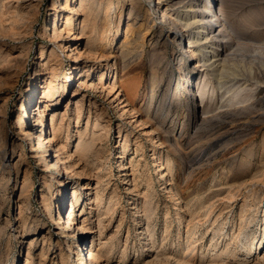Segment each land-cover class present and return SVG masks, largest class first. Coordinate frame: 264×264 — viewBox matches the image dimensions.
<instances>
[{
    "label": "rangeland",
    "instance_id": "374dc122",
    "mask_svg": "<svg viewBox=\"0 0 264 264\" xmlns=\"http://www.w3.org/2000/svg\"><path fill=\"white\" fill-rule=\"evenodd\" d=\"M107 1L97 0L100 9L96 18H89L90 33L78 41L67 32L58 38L52 33L55 15L60 29L65 28L71 13L63 10L66 0H0V5L6 4V17L0 19V264H85L92 252H100L97 264H264V93L256 99L250 92L264 87V0L212 4L218 15L224 8L218 29L232 41L235 58L242 63L241 80L251 87L244 92L247 103L236 99L224 109H219L218 95L207 96L206 102L215 100V112L207 117L201 116V99L198 105L192 98L201 80L188 79L181 63L188 43L169 38V24L149 0H139L132 13L131 0H120L115 14L107 13ZM74 3L78 9L77 0H70V8ZM71 15L72 32L78 34L84 14ZM137 17L151 26L149 34L138 36L137 26L126 33L128 19L132 23ZM65 41L80 42L86 55L79 60L86 67L83 73L74 67L71 48H63ZM108 66L113 70L100 88L99 71ZM86 70L89 87L82 86ZM52 76H72L67 95L53 101L41 116L49 135L52 114L61 123L54 147L66 146L63 157L75 152L78 116L81 130L90 118L91 131L99 117L110 125L109 135L97 146L104 153L101 166L95 165V155L77 162L79 175L68 179L62 210L58 172L47 167L48 156H56L57 149L40 148L36 136L24 131L31 125L41 128L38 117L47 100L44 82ZM116 77L118 86L134 94L139 114L121 116L113 101L117 94L108 93ZM154 78L158 85L153 101ZM152 101L156 121L136 126L133 119L146 120L145 107ZM219 110L229 113L211 119ZM166 159L169 171L162 169ZM97 187L102 197L98 203ZM74 188L81 199L73 227L85 231L68 236L59 229V220L69 217Z\"/></svg>",
    "mask_w": 264,
    "mask_h": 264
},
{
    "label": "bare ground",
    "instance_id": "6f19581e",
    "mask_svg": "<svg viewBox=\"0 0 264 264\" xmlns=\"http://www.w3.org/2000/svg\"><path fill=\"white\" fill-rule=\"evenodd\" d=\"M77 1H79L78 9H77V6H75V3H74V7L70 8V5H69L70 0H66L65 6L64 7L62 6L63 10L66 9V10H70V12H71L69 15L66 16V21L64 22V25H65L64 29H60L59 25L57 24V16L55 15L54 25H53V29H52V33L54 35V38L61 37L63 32H67L68 36H70V35L73 36L74 35L73 39H76L78 41L81 40L84 36H87V33L89 32V28H90V24H89L90 19L89 18H91L92 16L94 18H96L94 15H96L95 12L97 13L98 8H99L98 7V2H97V0H77ZM138 1L139 0H131V2H132L131 13H132V11L135 10L136 4L138 3ZM149 1H150V3L153 4V9L152 10L160 12V14L162 15V18L160 17V19L165 21V23L169 24V26H170L169 28H171V31L169 32L170 33L169 34V38L170 37L173 38V41L175 43L176 42L180 43V44H183V43L185 44V42L188 43L187 44L188 48L185 45H184V47L182 46L184 51H185V53H184V55L182 57L181 63H182V65H185L184 71H185L186 77L188 79H193V78H196L197 76H199V80H201L199 83H197L196 88H194V90H192L194 92L192 98L194 99V101L196 100L198 105H199V99H201V101H200L201 103L200 104H202V109H203V112H202L201 116L202 115L206 116V114L208 115L210 113L215 112V110H212V108H211V105H213L215 100L214 99L209 100V98H208V102L205 101L206 97L210 96V94H213V96H215V95L217 96L218 95V97H220L221 101H220L219 104L221 105V107L219 109H221V108L224 109V108H226L228 106L233 105V103H234V101L236 99H240V101H241L240 103H243V104L247 103V101L249 100V98H247L248 97V95H247L248 93H244V92L251 86L248 85V82H249L248 80H241V77H243L242 73L240 72V69H242V67H241L242 63L240 61L239 62L241 64L238 63L237 59L235 58V54H234L235 49H233V45L230 43L232 41H230V42L226 41V39H228V37L226 38V37L222 36L221 35L222 31H219V29H218L219 28L218 27V23L222 22L220 17H223L222 19H224L225 16H226L225 15L226 13L223 12L224 8L223 9L220 8V10H219L220 15H218V13L213 11V8H212V4H213V2L214 3L217 2L216 0H211L209 2L208 1H203V0H149ZM2 3H4V2H2ZM57 3L55 2V4H54V7H55L54 10L57 9L56 8L57 7L56 6ZM121 4L122 3H121L120 0H118L116 3L113 0H108L106 2V6H107V9H108L107 13L111 12V13L115 14L117 12V10H119V6ZM5 5H3V4L0 5V19L1 18L3 19L4 16H5V12H6V11H4ZM137 5H139V4H137ZM101 10H100V12H101ZM123 11H124V9H123ZM150 11H151L150 9H147V13L149 15L148 16L149 19L151 17L150 14H149ZM79 12H80V14H84V19H83V21H81V23L79 24V27L77 29L78 30L77 32H79V33L76 34V33L72 32L75 28H74L73 16L71 14L72 13H77L78 14ZM99 15H100V13H99ZM99 15H98V17H99ZM130 15H132V14H130ZM140 18H141V16H140ZM97 20L98 19H96V21ZM102 20H104V18ZM128 20L129 21H128V24L126 26L127 27V29H126V33L127 34H128V32H130V30H131V28L133 26H137V28H138V36H141V34L144 31H147L148 34L150 33L151 26L149 24H147L145 19H141L139 21V19L137 17L136 19L132 20L133 21L132 23H130L131 22L130 19H128ZM121 21H122V12L120 13V23H121ZM154 22L155 21L153 20V23ZM223 23H224V20H223ZM102 24H104V23H102ZM105 26H106V24H105ZM119 26H120V24H119ZM119 26L116 29L117 30L116 32H120V27ZM220 27H225V24H221ZM93 32H92V34H93ZM103 32H104V30H103ZM143 35H145V34L143 33ZM146 35H147V33H146ZM97 37H98V35H97ZM101 38H103V37H101ZM143 40H145V39H143ZM118 41H117V43H118ZM79 43L80 42L75 43L73 45L71 41H65V43L62 44V46H63V48L68 49V51L71 48V52L74 53L73 54L74 67H75V69H80V73H83V71H85L86 67H83L82 63H80L79 60L81 58H85L84 57L85 52L84 51L82 52V50L79 49V46H80ZM86 47L87 48L91 47V44H90L89 40L87 41ZM124 52H125V50H124ZM89 54H91V53H89ZM92 54H95V53H92ZM42 55L44 57V52H43ZM124 55H125V53H124ZM104 56H105V54H104ZM117 56H119V55H117ZM120 56H123V55L120 54ZM122 58H125V57H122ZM183 63H185V64H183ZM114 67H116V63L114 64ZM244 69H246V68H244ZM252 69L255 70L254 67ZM112 70L113 69L111 68V66H108L107 71H102V70L99 71V75H98L99 76V83H98V85H101L100 88H103V87L105 88L104 79H105L106 76L111 75ZM252 72H253V70H252ZM84 75H86L85 76L86 80L84 82H82V86H85V87L88 86L89 87V84L87 85V80L89 78H91V77L88 74V70H86V74L84 73ZM123 75H124V73H123ZM70 78H72V76H65L62 80H59L57 77H53L52 76V78L47 79L44 82L45 85H46V87H44V89H45V98L47 100L45 102L46 103L45 104V110L40 112V116L38 117L39 118V122L41 124V128L38 129L37 127H34V126L31 125L30 126L31 130H29V128L24 130L25 132H27V130H28L27 133L32 132L36 136V140H37V143H38L39 147L40 146L43 147L44 145H45V147L48 146V145H49L48 147H52V146L54 147L55 143L57 142L56 139H57L58 133L62 129L61 128V123L57 124L56 117H55L54 114H52V117H51V120H50V126H48V129L51 131L50 135H49L48 131H47V128L45 129V125H44L43 120H41V116H42V114L45 113L46 110H48L49 108H51L54 105L53 101L58 100V99H62L65 95H67L68 90H69L68 80ZM106 78H108V77H106ZM116 80H118L117 77L115 78V81L112 84L110 83V87H108L109 88L108 93L110 95L113 94L114 92H115L114 94H117V96H115L113 101L118 103V107L120 108V111H121V116H125V115H132L133 116L135 114H139L141 111L137 110L135 108L136 107L135 106V100L132 99V96L134 94L129 92V88H128V90L125 89L127 91L126 92L123 89V86L122 87L118 86L117 85L118 82ZM152 82H154L153 83L154 84L153 99H152L154 101L155 86L158 85V82H157L156 78H154ZM91 86H93V84ZM117 87H119V89H121V90H119V89L117 90ZM133 88L135 89V87H133ZM157 91H158V89H157ZM251 91L255 93L254 96L253 97L251 96V97L252 98L256 97V99H257L258 98L257 95H261V94L264 93V87L259 85V86H257V88H255V89L253 88L252 90H250V92ZM134 93H135V91H134ZM136 93H137V91H136ZM120 94H122L121 97H120ZM57 95H59V96L55 99V97ZM198 95H199V97H198ZM228 95H229V97H227ZM225 97H227V98L224 101ZM153 101L149 104V107H147V108L145 107V119L146 120H142L143 117L142 118L139 117L138 120L133 119L134 123L136 124V126L144 128L147 124H149L147 122V120L148 121H156L155 120L156 119L155 116L153 117L152 116V112H151L152 107H153V103H154ZM28 102H29V104H31L33 102V96L28 100ZM235 102H237V101H235ZM49 103H50V105H49ZM158 105H159V103H158ZM198 109H201V108L198 107ZM216 111H218V110H216ZM219 111H220L219 112L220 114H217V115L213 114V117H211V119H215V118H217V117H219L221 115H227L229 113V111L228 112H225V111L221 112V110H219ZM79 114H77V115H79ZM99 118L96 119V121L94 123L93 130L91 131L90 128H89V125L91 123V118L88 119L89 122H88V125L86 126V128L81 130L79 128L80 116H78L77 121H76L77 122L76 128H77L78 143L76 145L75 152H73V154L66 153V154H68L67 157H63V155H65V153L63 154L61 151H63V149L66 150V146H62V147L57 146V147H54V148L57 149V151H56L57 155L54 156V157L53 156L51 157V155L48 156V158H50V161L47 164V167L51 168V169H54L55 171L58 172V175L55 178V180L57 181V183L59 184V186L61 188V210H62V207L64 206V203H65L64 201H65V198H66L65 188H66L67 185L70 184L68 182V179L71 178V177L73 178V177L79 175L75 171V168H76V166L78 164L77 162L82 161V160H86L91 155H93V157H94V155H95V161H96L95 165H98L100 167L101 164H102L100 160H102V157H103L104 153H103V150L101 148H98L97 146H98V142L101 141V139H105L104 137L109 135V130L110 129H108V128H110L109 127L110 125L102 124L100 122L101 118L100 119ZM129 118H132V117H129ZM200 121L202 123H204L205 120L203 118H201ZM212 121H214V120H212ZM24 123H26V122H24ZM100 131L102 133H100ZM152 132H154V131H152ZM152 132L150 131L149 133H152ZM167 132L168 131H165V133H167ZM120 133H121V131H120ZM127 135H128V133H127ZM127 135H126V139H125L126 142L125 143L128 144L129 142L127 140L128 139ZM147 135H148V133H147ZM163 144H164L163 142L160 143V145H163ZM126 146L127 145H123V151H126V149H127ZM172 146L173 145H170V148L174 147V146L173 147ZM38 150H39V148L38 149L36 148L35 151L38 152ZM74 156H76V158L78 157V161H77V159L75 161V159H74L75 157ZM86 164H87V162H86ZM161 165H164V164H161ZM166 166L167 167L162 168V169L163 170H167L168 169V171H169L170 170L169 169L170 165H169L168 159H166ZM120 167H123V168H121V171L125 172V166L123 165V163H120ZM123 175H126V178H128V176H129V175L127 176V173H123ZM65 177H67V180L65 179ZM99 177H100V175H99ZM133 182H134V187L137 188V183H136L135 176L133 178ZM99 184H101V183L99 182ZM99 188L97 187L95 189V191H96L95 192V199H96L95 201L97 203L102 200ZM253 189H255V188H253ZM73 190H74V193H73L72 196L74 198V203H72V205L70 207L71 211H70L69 217L66 220L65 219L62 220L63 218H61V220H59V225L62 227V228H59V229H62V232L68 234V236L78 235L79 233H83L85 231L83 229L84 227L80 228V229H77V228L75 229V227H73L74 226V221H75V218H73V216L75 215V210H76L75 205L77 206L79 204V202H80V199H81V196L76 191V189L74 188ZM251 192H253V191H251ZM146 204H148V203H146ZM248 204H249V202H248ZM147 206L148 205H145L144 208H147ZM99 253L100 252H96V253L92 252L89 260L85 261L86 262L85 264H97L98 256H100ZM218 259H219V257H218ZM221 259H222V257H221Z\"/></svg>",
    "mask_w": 264,
    "mask_h": 264
}]
</instances>
